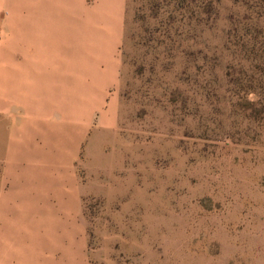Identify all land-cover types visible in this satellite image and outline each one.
Returning <instances> with one entry per match:
<instances>
[{
	"label": "rangeland",
	"instance_id": "374dc122",
	"mask_svg": "<svg viewBox=\"0 0 264 264\" xmlns=\"http://www.w3.org/2000/svg\"><path fill=\"white\" fill-rule=\"evenodd\" d=\"M0 38L87 118L71 264H264V0H0Z\"/></svg>",
	"mask_w": 264,
	"mask_h": 264
},
{
	"label": "crops",
	"instance_id": "0c3cea01",
	"mask_svg": "<svg viewBox=\"0 0 264 264\" xmlns=\"http://www.w3.org/2000/svg\"><path fill=\"white\" fill-rule=\"evenodd\" d=\"M5 42L0 38V47ZM13 55H0V70L14 67L7 62ZM34 84L0 88L7 132L0 158V264H56L59 251L71 264V251L80 259L86 238L87 187L78 162L87 118L84 111L72 113L70 103L55 105V77Z\"/></svg>",
	"mask_w": 264,
	"mask_h": 264
}]
</instances>
